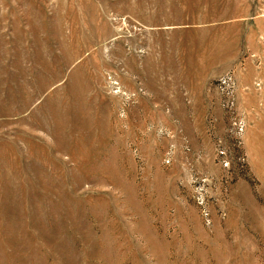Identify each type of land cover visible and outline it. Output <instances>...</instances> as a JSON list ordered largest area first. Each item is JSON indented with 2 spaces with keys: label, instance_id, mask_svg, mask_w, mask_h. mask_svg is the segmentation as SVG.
<instances>
[{
  "label": "rangeland",
  "instance_id": "rangeland-1",
  "mask_svg": "<svg viewBox=\"0 0 264 264\" xmlns=\"http://www.w3.org/2000/svg\"><path fill=\"white\" fill-rule=\"evenodd\" d=\"M0 264H264V0H0Z\"/></svg>",
  "mask_w": 264,
  "mask_h": 264
}]
</instances>
